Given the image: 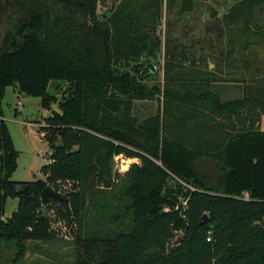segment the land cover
<instances>
[{"label":"trees","instance_id":"trees-1","mask_svg":"<svg viewBox=\"0 0 264 264\" xmlns=\"http://www.w3.org/2000/svg\"><path fill=\"white\" fill-rule=\"evenodd\" d=\"M203 1L0 0V240L23 250L50 238L36 210L47 182L60 179L74 189L48 201L77 224L74 264H264V68L246 58L253 75L242 74L240 96L223 98L221 72L195 64L202 47L190 42L222 49L224 73L234 76L237 54L264 41V0H232L220 18L208 2L204 23ZM53 81L67 84L61 114L51 105ZM8 86L53 110L46 179H11L18 152L3 118ZM155 98L156 112L142 115L137 102ZM118 153L140 164L108 198L100 189L112 188ZM168 179L185 185L175 180L185 205L165 193ZM9 197L17 207L4 218ZM92 223L117 228L88 232ZM174 230L184 236L167 248Z\"/></svg>","mask_w":264,"mask_h":264},{"label":"rangeland","instance_id":"rangeland-1","mask_svg":"<svg viewBox=\"0 0 264 264\" xmlns=\"http://www.w3.org/2000/svg\"><path fill=\"white\" fill-rule=\"evenodd\" d=\"M232 0H204L201 9L205 10L206 5L209 3L216 9L219 16L228 9V4ZM102 9V7H100ZM199 12V11H198ZM167 12V8L164 3L162 28L163 31L166 27V17H170ZM206 10L201 16V21L204 23L208 21ZM203 27V24L201 25ZM198 35L203 33L202 28H198ZM226 40V38H224ZM225 40H223L225 42ZM264 41H257L256 47L251 46L248 50H243L237 54L235 61L242 67L241 72H235L234 76H230L221 73V82L215 84L216 89L220 91L223 98L238 97L242 93V84L248 81L244 79L242 74H245L247 78L253 75L254 66L243 69L246 58L248 60H256L260 67L264 68ZM163 56L161 54L160 63L163 64ZM245 68V67H244ZM224 69L225 66H224ZM231 69V68H230ZM227 69V71L233 72ZM241 73V74H240ZM158 80L162 81V71ZM235 77V78H233ZM234 79L243 80V82H236ZM240 83V84H239ZM67 84L64 82L53 81L50 83L49 91L55 95L56 99L51 105L55 111L58 112V101L62 99L63 93L66 91ZM138 109L142 115L149 113H155L160 105L158 99H149L141 102H137ZM3 118L7 125L9 134L11 136L13 145L18 152L16 159V168L11 175V179L14 181H27L36 179H46L47 175L41 170L43 166L50 163L51 149L45 140L46 128H48L53 121V110L44 109L40 106V99L38 97H32L23 93H19L13 86H8L5 90V94L2 98ZM58 109V110H57ZM59 113V112H58ZM260 130H264V115L260 117L258 124ZM76 149V147H73ZM132 164H140V159L137 157H128L124 153L113 154L111 159L112 170V188H101L103 194L110 195L116 191L119 192V188L122 185L124 174L129 170ZM177 180V179H175ZM175 180L168 179L165 186V193L171 195L178 203L185 205L186 200L182 196L183 186L181 181L177 180L183 186H180ZM48 186L54 191L58 192L62 196L69 193L74 189L73 181L71 180H56L54 183L47 182ZM115 202V200H113ZM18 200L16 198H7L4 206L3 217L6 218L16 209ZM164 211H168V207L163 208ZM48 221L50 238L46 240H28L25 242L23 250L16 245L14 240H0V264H74L76 249L74 244L75 236L78 232L77 224L72 217L65 216L61 213V209L58 204L49 200L42 203L36 210ZM109 216L112 213V209L109 207L100 212ZM206 216L209 219L207 211H203L201 216ZM105 220V219H104ZM205 221V222H206ZM112 228L113 231L117 228V225L108 226L105 223H97L87 227L88 232H95L101 229L102 232L106 229ZM184 236L183 230H174V235L166 240L167 248H175L180 244V240Z\"/></svg>","mask_w":264,"mask_h":264},{"label":"flooded vegetation","instance_id":"flooded-vegetation-1","mask_svg":"<svg viewBox=\"0 0 264 264\" xmlns=\"http://www.w3.org/2000/svg\"><path fill=\"white\" fill-rule=\"evenodd\" d=\"M225 12V11H224ZM223 12V13H224ZM222 13V14H223ZM222 16V15H221ZM221 16H219V14H217V17L220 18ZM217 31L219 33H221V24L217 23ZM201 45L202 47V51L200 53L201 55V60H195L194 63L195 64H203L205 65L209 70H216V71H220L221 73L224 71V66L225 68L228 67L225 64V55H224V51L222 49L220 50H216V51H210L207 48V43L204 40L201 39H195V40H190L191 43H195L197 42ZM189 63L190 62H186Z\"/></svg>","mask_w":264,"mask_h":264},{"label":"water","instance_id":"water-1","mask_svg":"<svg viewBox=\"0 0 264 264\" xmlns=\"http://www.w3.org/2000/svg\"><path fill=\"white\" fill-rule=\"evenodd\" d=\"M58 110V109H57ZM58 112L61 114V111L58 110ZM40 199L42 203H45L48 201V199H55L57 201H65V197L59 194L58 192L54 191L53 189L49 187H45L41 193H40ZM207 220L206 216H203V219L201 222H205Z\"/></svg>","mask_w":264,"mask_h":264},{"label":"built area","instance_id":"built-area-1","mask_svg":"<svg viewBox=\"0 0 264 264\" xmlns=\"http://www.w3.org/2000/svg\"><path fill=\"white\" fill-rule=\"evenodd\" d=\"M243 195H244V197H247L248 196V194L246 192Z\"/></svg>","mask_w":264,"mask_h":264}]
</instances>
